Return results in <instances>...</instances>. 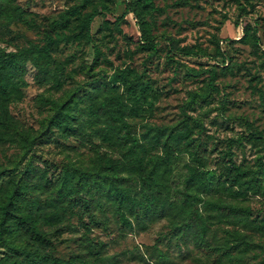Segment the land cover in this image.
Here are the masks:
<instances>
[{
  "label": "rangeland",
  "instance_id": "rangeland-1",
  "mask_svg": "<svg viewBox=\"0 0 264 264\" xmlns=\"http://www.w3.org/2000/svg\"><path fill=\"white\" fill-rule=\"evenodd\" d=\"M151 2L156 9L138 0H0L2 55L30 43L43 45L50 22L71 5L77 8L66 26L51 32L53 62L43 78L25 60L3 100L13 123L7 131L16 138L0 141V202L28 165L34 195L47 199L37 220L49 242L37 243L27 233L15 240L78 264H264V0ZM127 3L140 8L148 32L156 35V50L139 48L136 18ZM92 11H99L90 23L99 49L94 63L92 45L80 27ZM241 23L256 26L257 44L233 40ZM164 36L176 48H202L215 59L168 52ZM217 40L227 56L224 62ZM227 62L230 68L222 66ZM193 94L196 100L189 105ZM68 95L77 99L79 110L74 111L75 129L62 134L47 124L48 99L62 101ZM127 130L139 141L134 151L128 149ZM169 132L187 134L189 142L179 136L154 176L164 215L135 221L127 206L124 214L133 227L121 228L106 195L86 194L92 197L93 216L79 200L71 206L49 202L53 184L43 186L45 177L54 181L65 167H95L101 156L122 161V185L140 199V177L164 155ZM24 137L31 138L30 146ZM191 167H198L209 187L188 189L197 223L194 218L187 223L193 204L181 193ZM37 205L27 200L16 209L34 215ZM223 246L229 247L225 254ZM22 259L0 243V264Z\"/></svg>",
  "mask_w": 264,
  "mask_h": 264
},
{
  "label": "trees",
  "instance_id": "trees-1",
  "mask_svg": "<svg viewBox=\"0 0 264 264\" xmlns=\"http://www.w3.org/2000/svg\"><path fill=\"white\" fill-rule=\"evenodd\" d=\"M142 2V5L146 8L154 7L151 0H138ZM132 3H127L126 8L128 11L132 12L136 18V24L140 33L139 37V48L154 51L156 50V35L150 34L147 30L146 22L140 17V8H136V5H131ZM106 9L110 10L107 5H103ZM76 5H71L69 9H66L58 14L56 19L50 22L49 27L46 29V40L43 45H38L35 43H30L29 46L23 47L17 51L9 52L8 54L2 55L0 52V141L13 140L16 138L14 134L9 133L7 130L13 128V123L8 117V109L3 100L9 95L11 89L10 83L14 74L21 70L24 66L25 60H30L34 68L36 69V76L38 78H43L45 72L47 71V66L49 63L53 62L50 55V49L52 45L56 42L54 36H52V31L56 28H61L67 25L69 20V13L76 12ZM161 10V9H159ZM99 11H92L84 15V19L81 22V32L87 42H90L93 49V61L96 62L97 56L99 54V49L94 43L90 31V23L92 22L94 16ZM241 31L235 35L233 40H237L243 43L254 41L255 44L258 43L259 37L257 35L256 26L252 28L247 24L241 23ZM167 42L168 52H178L184 56H195V57H206L209 59H215L214 55L208 53L202 48L192 49L190 47L176 48L169 37L164 36ZM221 40L215 41L216 50L222 56V62L227 60L225 51L222 49ZM223 64V63H222ZM222 66L230 68L227 63ZM215 71L212 70L210 73L209 83L211 86L213 83V76ZM137 81H131L129 83V88ZM14 88V87H12ZM196 94H193L189 105L196 100ZM51 105V114L47 119V124L49 126L55 127L62 130V134L71 133L74 126L75 112L79 110V105L77 99L68 95L64 100L57 101L54 99H48ZM122 112V109H119ZM185 115L192 119V121L201 126V122L185 113ZM118 118L122 117V114L117 115ZM247 121L246 118H243ZM157 129V128H156ZM251 135L256 136L258 132L250 130ZM126 138L130 139V144L128 149L134 151V146L139 142L138 139L130 133L129 130L126 131ZM179 136L181 133H171L167 134L166 140L163 142L165 147V152L163 156H159L152 160L151 166L145 170L144 174L141 175L140 180V193L141 198L135 199L131 193L122 185L126 180L119 172L123 163L120 160H111L101 156L99 161L96 163L95 167L84 168V167H65L62 175L58 176L56 180H52L45 177L43 180V186L48 188L51 184L52 197L49 202L51 204L68 205L71 206L75 200L80 201V206L88 212L89 215L93 216L94 213L90 208V202L92 197L87 196L92 195L97 197L98 195H106L110 198L112 204L114 205V214L120 221L121 228L129 227L132 228V220L129 219L124 214V208L129 206L132 213V219L138 221L141 217L148 216L149 214L154 215L158 212V215H164L165 213V201L160 200V188L159 181L154 177L157 174L159 167L166 163V157L172 151V144H178L180 141ZM184 138V143H188L187 134L181 136ZM144 138V137H143ZM150 139L158 141V138L150 136ZM25 146L28 147L31 138L24 137ZM30 140V141H29ZM30 146V145H29ZM195 159L199 164H202V160L198 155H195ZM137 160V159H136ZM137 165H139V170H142L141 161L137 160ZM21 175L19 181L12 185L3 201L0 202V243L3 244L12 253L17 256H21L24 261L13 260L7 264H78L72 259H66L51 252L40 253L37 249H31L20 241L15 240V236L21 235L22 233H27L30 238L35 240L37 243L45 244L49 242L46 232L41 228V223L38 217H43L41 211L42 207L47 206V199L36 197L34 195L35 184L27 179V176H31L30 166H25L21 169ZM4 171H0V176ZM26 175V176H25ZM234 178V177H233ZM234 180V179H233ZM232 180V182H233ZM53 182V183H52ZM197 186L201 190L209 189L206 180L198 167H191L185 177V186L181 189V193L184 195V200H189L190 204H193L187 211L186 220L187 223L192 221L194 218L196 221V203L194 201V196L189 193L188 189ZM85 194V195H84ZM31 200L34 203L38 202L36 206L35 214L31 215L26 212L16 209L22 202ZM158 203V204H157ZM157 204V205H156ZM169 205L172 203L169 202ZM219 207L221 203L218 202ZM231 210L235 207H230ZM54 214V213H53ZM56 214V213H55ZM229 247H222V254L227 253ZM88 264V263H83Z\"/></svg>",
  "mask_w": 264,
  "mask_h": 264
}]
</instances>
